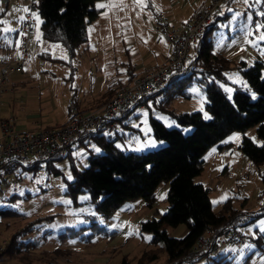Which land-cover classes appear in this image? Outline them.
<instances>
[{
    "label": "rangeland",
    "instance_id": "rangeland-1",
    "mask_svg": "<svg viewBox=\"0 0 264 264\" xmlns=\"http://www.w3.org/2000/svg\"><path fill=\"white\" fill-rule=\"evenodd\" d=\"M200 1L143 0V3H138L137 0H99L95 6L103 4L104 7H100L102 9L97 17L88 23L86 41L71 54L59 42L42 36L41 18L34 11L38 19L33 16V31L25 59L28 75L33 73L34 79L29 78L24 93L37 98L34 94L37 92L36 82L41 80H46L45 84L49 87L55 86L58 97L71 87L82 86V92L86 90L87 94L104 91L115 85L119 77L126 76L129 66L146 64L154 55L160 57L168 52L169 45L165 43L164 36L155 30V13L162 12L170 25L179 26ZM261 3L264 6V0H234V4L229 6V15L218 19L212 32L214 49L235 65L242 59L248 64L253 63L257 53L264 58L262 40L259 39L263 34L261 27L257 28L260 22L252 12ZM17 4L18 0H11L9 7L0 15V42L2 38L12 42L13 31L18 19L22 18ZM255 30L257 34L254 35ZM245 43L250 47L244 46ZM228 80L223 87L229 96L233 83L246 86L237 68L228 73ZM190 90L194 94L191 98H172L168 107L177 112L201 111L205 118L208 117L204 110L205 96L194 86ZM62 97L56 103L65 113L72 93ZM7 109H1L2 116L8 113ZM133 114L130 125L137 130L132 128V132L127 134L129 130L126 129V137L119 139L117 145L125 151L135 152L163 146L165 143L151 133L148 110L137 109ZM153 116L166 127L178 126L164 112L154 111ZM243 134L257 144L262 142L256 135L255 126L244 133L233 131L222 142L223 148L212 147L204 154L203 169L194 178L195 182L208 188L215 213L222 212L227 203L241 211V215L243 212L253 213L259 207L260 194L264 189L261 175L264 162L257 165L243 153L239 146ZM149 142H155V146L139 148V145ZM97 152L100 150L93 142L86 146L75 144L70 154L72 160L65 157L53 162L59 173L48 170L42 162L35 172L17 167L6 174L5 182L0 183V204L17 214L0 216V244L5 245L16 227L42 218L34 221V228L24 237L25 241L40 242L39 247L30 252V264H167L161 243L152 242V233L143 230L141 222L153 217L158 219L167 211L168 181L157 185L150 206L141 198L126 200L109 217L99 215L87 202V192L75 198L65 193L66 180L72 178V165L84 168L88 164L87 156ZM12 195L13 198H10ZM164 228L171 237L179 238L186 233L183 223ZM242 230V243L222 245L220 252L224 253V257L211 254L215 258L202 257L197 264H264V214L251 219L242 226ZM150 253L156 254V259L143 260L144 254ZM52 258L56 261L50 263ZM0 264L23 263L14 257H4L0 259Z\"/></svg>",
    "mask_w": 264,
    "mask_h": 264
},
{
    "label": "trees",
    "instance_id": "trees-1",
    "mask_svg": "<svg viewBox=\"0 0 264 264\" xmlns=\"http://www.w3.org/2000/svg\"><path fill=\"white\" fill-rule=\"evenodd\" d=\"M97 1L99 0H35L34 11L41 18L42 36L59 42L70 54L73 53L80 43L86 41V27L102 9L95 6ZM232 2L230 0L229 6ZM228 11L229 7L223 14L214 17L204 33L198 36L187 60L169 74L162 89L140 98L134 105L122 107L113 119L114 127L111 130L79 133L65 156L72 160V146L78 142L84 146L93 142L99 148L100 152L87 156L88 164L84 168L78 169L72 165V178L66 180L65 193L75 198L78 194L87 192V202L103 217L112 215L126 200L141 198L150 206L157 185L161 181H168L167 211L158 219L153 217L141 222V228L152 233V242L161 243L166 263L182 258L205 231L221 224H239L242 216L241 211L228 203L224 205L222 212H213L208 188L194 181L195 176L203 169L204 154L212 147L220 148L224 139L233 131L244 133L249 127L255 126L256 135L262 140L261 144L243 134L239 146L255 164L264 162V58L258 55L251 64L242 59L235 65L231 59L214 49L212 32L218 19L229 15ZM252 12L262 25L261 32L264 35L263 4H258ZM261 45L264 50V40ZM234 68L238 69L246 86L233 83L229 96L223 84L229 82L228 73ZM135 76H132L131 71L129 80ZM193 86L205 96L204 110L207 118L201 111L177 112L167 105L175 97L191 98L194 94L190 88ZM141 105L148 110L152 135L165 144L145 152L125 151L117 142L126 137V129L129 130L127 134L132 132L130 119L136 116L133 113ZM154 111L166 113L178 126L166 127L153 116ZM185 128L189 130L184 132ZM65 157L54 156L38 160L30 165H23L20 169L35 172L44 162L48 170L59 173L53 167V162ZM10 172L0 169V183L5 182L6 174ZM262 177L264 180V175ZM4 198L7 199L6 196ZM16 214L0 204V216ZM48 216L46 217L49 218ZM250 216L251 220L258 214L250 213ZM41 219L16 227L0 250V259L14 257L23 264H30V252L38 248L40 242L25 241L24 237L34 228V221ZM182 223L186 226V233L179 238L169 236L164 228ZM215 255L225 256L220 251ZM156 257L154 253L144 254L143 260L153 261ZM202 257L212 256L205 252L196 258L188 257V260L197 262ZM54 261L56 260L52 258L50 263Z\"/></svg>",
    "mask_w": 264,
    "mask_h": 264
},
{
    "label": "built area",
    "instance_id": "built-area-1",
    "mask_svg": "<svg viewBox=\"0 0 264 264\" xmlns=\"http://www.w3.org/2000/svg\"><path fill=\"white\" fill-rule=\"evenodd\" d=\"M229 2L230 0H208L194 10L187 22L179 26L170 25L162 12L155 13V30L171 45L165 61L157 66L147 67L141 75L135 76L127 85L117 89L101 106L80 111L70 101L69 118L65 123L38 130L19 129L12 117H0V169L10 172L38 160L54 156L65 157L79 133L111 130L114 127L113 119L122 107L134 105L140 98L165 86L169 74L187 60L198 36L204 33L215 16L228 9ZM34 7L35 0H20L22 18L15 54L10 59L0 56V106L3 104L1 93L9 81L10 74L25 67L24 58L34 23ZM25 8L28 11H24ZM253 33L255 35L257 31ZM253 213L264 214V190L259 207ZM250 218V214L243 212L239 224H221L205 231L198 236L182 258L167 264H196L195 261L188 260V257L196 258L205 252L215 254L221 251L222 245L242 243V226ZM2 247L0 244V250Z\"/></svg>",
    "mask_w": 264,
    "mask_h": 264
},
{
    "label": "crops",
    "instance_id": "crops-1",
    "mask_svg": "<svg viewBox=\"0 0 264 264\" xmlns=\"http://www.w3.org/2000/svg\"><path fill=\"white\" fill-rule=\"evenodd\" d=\"M207 1L208 0H201L197 5H195V7H193L192 12L190 13L189 17L185 22H187L191 18L194 10L197 7H199L200 5H202ZM10 3L11 0H0V7L3 8L1 12H5V10L9 7ZM232 3L234 4V0ZM17 7L21 11L20 0H18ZM20 22H21V17L18 19L17 25L13 31V38L11 43H8L6 39L2 38L0 42V56H4L9 59L14 56L17 39H18ZM29 41H28V45H29ZM165 43L169 45V50L166 54L161 55L160 57L154 55L152 60L146 64H140V65L136 64L133 66H129V68L126 69L127 70L126 76L123 75L119 77L115 85L108 87L102 92L87 94V92H85L86 90L82 92V86L81 88L71 87L69 88L68 91L65 90L62 91V95L58 97L59 93L57 94L56 91L54 90L55 86L49 87L48 85L45 84L46 80H41V82L39 81L36 82L37 92L34 94H37V98L24 93V87L25 85H27L29 78H32L34 76L33 73L28 75L29 70L25 62V59H27V54H28V48H27V53L24 58V64H25L24 69L14 71L10 74L9 81L5 85L4 91L1 93V99L3 100V104L0 106V112L1 109L6 110L8 108L7 109L8 113H6L5 116H2L0 113V117L2 118L12 117L15 126L19 129L38 130V129L61 125L65 123L69 118V108L66 109L65 113H62L60 106L57 105L58 103H56L59 100V98L62 99L63 98L62 96L65 97L67 94L70 95L72 93V97H70V100L72 101V103L74 104L77 110H86L89 108L99 107L109 97V95L111 96L113 91H116L118 88L127 85V83L130 81L129 76L131 74V71H132V76L135 75L137 76V74L142 73L147 67H154L163 63L171 49V45L166 40ZM244 46L250 47L246 43L244 44ZM256 56H258V53ZM138 58L140 57L138 56ZM3 93L6 101L3 99ZM33 100H35L34 103ZM144 109L146 108H144L142 105L139 108V110H144ZM77 144H80V142H78ZM223 146L224 145H222L218 149L223 148Z\"/></svg>",
    "mask_w": 264,
    "mask_h": 264
},
{
    "label": "snow or ice",
    "instance_id": "snow-or-ice-1",
    "mask_svg": "<svg viewBox=\"0 0 264 264\" xmlns=\"http://www.w3.org/2000/svg\"><path fill=\"white\" fill-rule=\"evenodd\" d=\"M37 2H38V0H37ZM137 2L138 3H143V0H137ZM245 2H247V0H245ZM98 7H104V5L100 4V5H98ZM0 11H2V9H0ZM24 11H28V9L25 8ZM32 16L37 17V19H38V16H37L36 13H32ZM249 19H251V17H249ZM260 27H262V25L257 24V28L259 29ZM259 39L264 40V35H261L259 37ZM253 98H255V94H253ZM206 118H207V116H206ZM185 131H187V130H185ZM237 139H238V137H237ZM148 146H155V142H149L148 144H141V145H139V148H144V147H148ZM69 178L71 179V177H69ZM160 198L163 199V196H161ZM148 239H150V237Z\"/></svg>",
    "mask_w": 264,
    "mask_h": 264
}]
</instances>
